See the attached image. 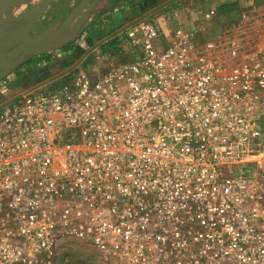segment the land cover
<instances>
[{
	"label": "built area",
	"instance_id": "built-area-1",
	"mask_svg": "<svg viewBox=\"0 0 264 264\" xmlns=\"http://www.w3.org/2000/svg\"><path fill=\"white\" fill-rule=\"evenodd\" d=\"M194 37L139 18L104 71L0 104V264L67 238L112 264H264V45L228 64Z\"/></svg>",
	"mask_w": 264,
	"mask_h": 264
},
{
	"label": "rangeland",
	"instance_id": "rangeland-1",
	"mask_svg": "<svg viewBox=\"0 0 264 264\" xmlns=\"http://www.w3.org/2000/svg\"><path fill=\"white\" fill-rule=\"evenodd\" d=\"M47 1L19 0L0 14V72H8L7 76L0 80V104L31 89L61 88L68 81L71 71L84 60L90 64L94 54L103 56V71L111 63L106 59L107 54H114L116 48L107 52L102 48L99 50L95 45L96 41L89 43L94 34L92 31L99 29L91 30L88 25L91 21H88L86 16H75L64 28L61 26L64 20L39 17L41 14H50L42 11ZM204 3L205 0H200L194 5L189 2L187 7L177 10L180 17L173 16V12L169 17L176 21L180 18L181 22L176 24L177 26L173 25L172 29L183 26L193 32L197 47L205 55L235 64L264 45V12L254 11L248 0H244L243 6L232 4L210 10ZM211 10L215 11V15L209 18L207 14ZM152 14L145 17L153 20ZM59 21V26L51 29L58 25ZM46 30L49 31L44 33ZM119 31L117 27L112 33ZM109 36L111 35L104 38ZM28 51L39 54L30 56L25 54ZM124 59L121 57V60ZM51 264L112 262L93 245L75 238H67L59 242Z\"/></svg>",
	"mask_w": 264,
	"mask_h": 264
},
{
	"label": "crops",
	"instance_id": "crops-1",
	"mask_svg": "<svg viewBox=\"0 0 264 264\" xmlns=\"http://www.w3.org/2000/svg\"><path fill=\"white\" fill-rule=\"evenodd\" d=\"M30 0H28L29 2ZM200 0H52L44 3L42 11L50 14H41L39 17L48 19L64 20L61 26L65 27L68 22L75 16L79 18L86 16L91 30L94 34L89 41L97 45V48L109 52L118 45L116 40V32H113L117 27L119 30L128 26L133 21L143 18L146 15L153 13V20L157 27L163 29L168 35L174 31L173 25L177 26L181 21L173 20L169 17L170 13H176L177 10L183 9L189 2L196 3ZM253 6L254 11L260 10L264 12V0H248ZM244 0H205V5L208 9H216L218 7L238 4L243 6ZM189 7V6H188ZM56 13V14H54ZM178 13V12H177ZM53 26L51 29L58 27ZM74 21L71 24H73ZM69 25V26H70ZM69 28V27H68ZM171 28V29H169ZM178 28V27H177ZM171 30V32H170ZM46 30L44 33L48 32ZM168 32V33H167ZM42 33L43 32H37ZM111 33V34H109ZM115 33V34H114ZM111 35L106 39L104 36Z\"/></svg>",
	"mask_w": 264,
	"mask_h": 264
},
{
	"label": "water",
	"instance_id": "water-1",
	"mask_svg": "<svg viewBox=\"0 0 264 264\" xmlns=\"http://www.w3.org/2000/svg\"><path fill=\"white\" fill-rule=\"evenodd\" d=\"M19 0H0V14L3 13L6 9L9 7H12L15 3H17ZM51 2L52 0H48ZM25 54L27 55H37L39 53H36L35 51H28ZM8 72L7 71H2L0 72V80L7 76Z\"/></svg>",
	"mask_w": 264,
	"mask_h": 264
}]
</instances>
